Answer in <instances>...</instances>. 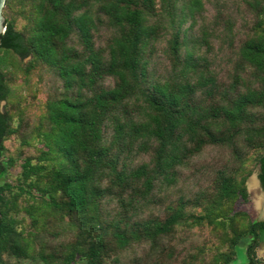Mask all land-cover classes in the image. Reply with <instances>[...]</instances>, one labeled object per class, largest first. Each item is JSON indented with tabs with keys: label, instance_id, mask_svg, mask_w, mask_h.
<instances>
[{
	"label": "trees",
	"instance_id": "trees-1",
	"mask_svg": "<svg viewBox=\"0 0 264 264\" xmlns=\"http://www.w3.org/2000/svg\"><path fill=\"white\" fill-rule=\"evenodd\" d=\"M2 14L0 264L262 263L264 0Z\"/></svg>",
	"mask_w": 264,
	"mask_h": 264
},
{
	"label": "water",
	"instance_id": "water-1",
	"mask_svg": "<svg viewBox=\"0 0 264 264\" xmlns=\"http://www.w3.org/2000/svg\"><path fill=\"white\" fill-rule=\"evenodd\" d=\"M5 0H0V35L5 31V17L2 14V8L4 6ZM257 168L249 176L247 181H245L249 197L256 211V218L258 210L264 215V196L262 191L258 188L257 183ZM257 220H264V216L258 217Z\"/></svg>",
	"mask_w": 264,
	"mask_h": 264
},
{
	"label": "rangeland",
	"instance_id": "rangeland-1",
	"mask_svg": "<svg viewBox=\"0 0 264 264\" xmlns=\"http://www.w3.org/2000/svg\"><path fill=\"white\" fill-rule=\"evenodd\" d=\"M206 7L208 8V12L212 13V7L209 5V3L206 5ZM26 59L27 58H25V60ZM4 104H5V101H1V107H3ZM240 206L246 208L253 219H257L256 211L251 202L249 194H248V202L245 204H240ZM245 244H246V241H242L241 244L236 246V251H237L236 258L230 264H246L247 263V257H246L245 248H244ZM256 254L258 258L262 259L261 264H264V243H261L258 246H256Z\"/></svg>",
	"mask_w": 264,
	"mask_h": 264
},
{
	"label": "flooded vegetation",
	"instance_id": "flooded-vegetation-1",
	"mask_svg": "<svg viewBox=\"0 0 264 264\" xmlns=\"http://www.w3.org/2000/svg\"><path fill=\"white\" fill-rule=\"evenodd\" d=\"M259 172H260V167L257 168V179H258V181H257L258 185H257V186H258V188L262 191L263 196H264V188H263V184L261 183V178H260V176H259ZM257 216H258V217H262V216H264V215H263V213H261V211L258 210ZM258 217H257V218H258ZM262 243H264V242H262ZM260 244H261V243H260Z\"/></svg>",
	"mask_w": 264,
	"mask_h": 264
}]
</instances>
